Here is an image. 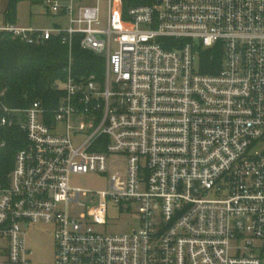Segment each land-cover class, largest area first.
<instances>
[{
    "label": "built area",
    "instance_id": "obj_1",
    "mask_svg": "<svg viewBox=\"0 0 264 264\" xmlns=\"http://www.w3.org/2000/svg\"><path fill=\"white\" fill-rule=\"evenodd\" d=\"M43 6L67 26L0 31L30 46L60 38L71 48L80 37L106 68L102 80L69 68L53 109L11 108L0 89V133L25 136L0 180V264H30L25 229L41 223L56 228L55 264H264L253 248L264 240V0H151L126 13L123 0ZM208 51L222 52V66L205 74ZM74 131L89 133L79 147ZM109 154L127 156L126 174L82 204L90 193L71 177L107 174ZM109 199L137 204L139 226L99 232Z\"/></svg>",
    "mask_w": 264,
    "mask_h": 264
},
{
    "label": "trees",
    "instance_id": "obj_2",
    "mask_svg": "<svg viewBox=\"0 0 264 264\" xmlns=\"http://www.w3.org/2000/svg\"><path fill=\"white\" fill-rule=\"evenodd\" d=\"M24 1L32 6L40 5V0H7L3 13L5 26L16 25L18 5ZM150 3L151 0H123L124 13L131 7ZM221 66L222 52L202 54V73H214ZM69 68L76 77L86 79L96 75L102 80L106 61L82 50L80 37H75L71 48L63 45L60 38L30 46L0 31V89L5 91V103L9 107L25 109L34 101H41L49 109L57 107L63 93L56 86L66 80ZM2 141L6 146H0V180L14 168L15 157L25 146V136L18 127L8 128L0 133V144Z\"/></svg>",
    "mask_w": 264,
    "mask_h": 264
},
{
    "label": "rangeland",
    "instance_id": "obj_3",
    "mask_svg": "<svg viewBox=\"0 0 264 264\" xmlns=\"http://www.w3.org/2000/svg\"><path fill=\"white\" fill-rule=\"evenodd\" d=\"M7 0L0 1V26L5 25L4 10ZM107 2H101L102 21L105 25L107 15ZM17 27L21 28H48L56 22L52 16L44 15L43 0H40V5L32 6L30 2L24 1L18 5L17 9ZM64 27L67 26L65 19L61 22ZM99 57L104 59V56ZM59 131H64V124H58ZM89 136L88 132L74 131L71 138L75 147H79ZM264 151V143L259 148ZM109 171L107 174L91 173L88 175H73L70 185L74 189H79L84 192H89L88 198L82 196L81 203L88 206L96 205L100 201V193L109 192L111 190V179L116 173L124 176L128 168V158L125 155L109 154ZM93 194H98L93 197ZM83 208H76L77 212L85 211ZM138 205L127 203L117 204L112 199L108 200L107 215L104 222L100 225H95V228L102 233L107 234H126L130 233L133 228L139 226ZM56 228L49 224H31L28 229H25L26 241L29 250L33 253L30 258V264H55L56 260V243L54 235ZM233 246L244 247V244L232 242ZM254 251L260 255L264 251V240H256L254 242Z\"/></svg>",
    "mask_w": 264,
    "mask_h": 264
},
{
    "label": "crops",
    "instance_id": "obj_4",
    "mask_svg": "<svg viewBox=\"0 0 264 264\" xmlns=\"http://www.w3.org/2000/svg\"><path fill=\"white\" fill-rule=\"evenodd\" d=\"M44 15L46 16V14L44 13ZM48 16V15H47ZM55 18V20H56V22H54V24L52 25V26H50V27H48V28H52V27H54V26H58V25H63L61 22H62V20H63V18H61V17H54ZM5 26V25H4ZM15 26H17V25H15ZM1 27V26H0Z\"/></svg>",
    "mask_w": 264,
    "mask_h": 264
}]
</instances>
